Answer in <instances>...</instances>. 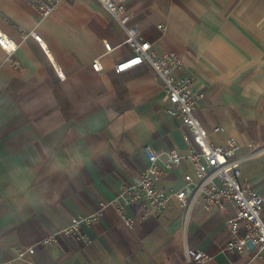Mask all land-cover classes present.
Wrapping results in <instances>:
<instances>
[{
    "label": "crops",
    "instance_id": "crops-1",
    "mask_svg": "<svg viewBox=\"0 0 264 264\" xmlns=\"http://www.w3.org/2000/svg\"><path fill=\"white\" fill-rule=\"evenodd\" d=\"M120 1L157 55L182 59L178 74L194 79L201 122L224 127L210 141H239L241 176L264 199V0ZM0 31L18 45L12 54L0 47V264H23L15 247L32 244L39 264H186L188 249L207 253L199 264H264L251 247L222 250L229 203L186 213L175 201L157 214L138 202L126 208L131 226L116 212L121 186L147 164L145 147L185 153L187 128L166 113L147 62L115 72L133 51L98 0H62L46 17L26 0H0ZM185 172L188 162L156 185L178 188ZM102 204L94 222L63 231ZM47 236L55 240L38 243Z\"/></svg>",
    "mask_w": 264,
    "mask_h": 264
},
{
    "label": "built area",
    "instance_id": "built-area-1",
    "mask_svg": "<svg viewBox=\"0 0 264 264\" xmlns=\"http://www.w3.org/2000/svg\"><path fill=\"white\" fill-rule=\"evenodd\" d=\"M41 17L51 14L62 0H26ZM102 7L124 29L125 43L131 47L133 54L117 62L114 70L117 73L126 71L147 62L157 78L163 83L168 99L166 113L178 118L187 128L183 132L182 140L186 145V152L180 153L176 149L153 151L145 147L147 164L140 174L131 182L124 183L114 197L112 204L125 225L131 226L133 218L127 214L126 208L135 203H146L154 213L164 212L173 202L179 203L186 213L194 203L210 211L223 210L229 203L233 213L226 218V225L230 233L222 250L227 253L241 252L252 248L254 255L264 262V220L262 218L263 197L252 187L250 182L241 176L239 141L229 136L220 145L213 144L209 135L224 130L222 125L206 128L198 116V104L201 94L194 89V79L191 76H181L178 71L182 59L173 51L157 55L151 49V43L138 35L137 28L128 23L129 15L125 5L120 0H98ZM37 41L41 37L32 32ZM106 51L113 49L108 42ZM17 43L7 34L0 31V47L8 54H12ZM95 71L102 66L95 60L92 62ZM61 75V73H59ZM62 77V75H61ZM188 162L193 172H185L180 187L161 189L156 182L175 166ZM106 204H102L93 213L74 217L64 232L73 235L81 223H92L101 214ZM55 240L54 236H47L38 243L45 244ZM36 244L15 247V260L23 264H39L33 258ZM209 258L201 250L188 249L186 264H199Z\"/></svg>",
    "mask_w": 264,
    "mask_h": 264
}]
</instances>
